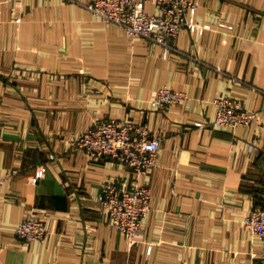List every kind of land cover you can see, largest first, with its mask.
<instances>
[{
    "label": "crops",
    "instance_id": "1",
    "mask_svg": "<svg viewBox=\"0 0 264 264\" xmlns=\"http://www.w3.org/2000/svg\"><path fill=\"white\" fill-rule=\"evenodd\" d=\"M91 1L0 0V264H264V238L245 225L264 207V0H191L168 53ZM163 87L187 99L152 108ZM220 96L256 121L213 128ZM105 117L163 137L135 244L99 203L105 182L130 186L134 170L74 143ZM28 218L44 221L45 241L18 240Z\"/></svg>",
    "mask_w": 264,
    "mask_h": 264
},
{
    "label": "built area",
    "instance_id": "2",
    "mask_svg": "<svg viewBox=\"0 0 264 264\" xmlns=\"http://www.w3.org/2000/svg\"><path fill=\"white\" fill-rule=\"evenodd\" d=\"M150 3L156 6V12L148 10ZM87 8L99 19L120 26L129 36L159 44L168 53L179 33L190 26L188 13L196 9V4L191 0H92ZM186 99V92L163 87L152 98L151 105L161 110L180 105ZM213 103L217 112L212 126L216 129L250 127L258 116L231 97H216ZM162 140L148 126L116 117L95 121L74 140L76 147L92 159H110L134 170L130 186L108 181L99 195L110 224L131 244L145 239L144 222L151 211L152 192L142 179L158 166ZM253 148L251 145L250 150ZM55 158L51 155V159ZM3 183L4 179L0 178V185ZM245 225L253 234L264 238V207L255 208L246 217ZM16 235L23 243L43 242L48 231L41 219L28 218L17 227ZM1 253L0 247V256Z\"/></svg>",
    "mask_w": 264,
    "mask_h": 264
}]
</instances>
